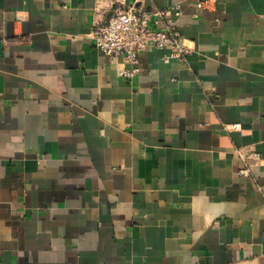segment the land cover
Wrapping results in <instances>:
<instances>
[{
    "label": "crops",
    "instance_id": "0c3cea01",
    "mask_svg": "<svg viewBox=\"0 0 264 264\" xmlns=\"http://www.w3.org/2000/svg\"><path fill=\"white\" fill-rule=\"evenodd\" d=\"M110 2L0 0V264H264V0H117L192 48L132 80Z\"/></svg>",
    "mask_w": 264,
    "mask_h": 264
},
{
    "label": "built area",
    "instance_id": "2783aa9c",
    "mask_svg": "<svg viewBox=\"0 0 264 264\" xmlns=\"http://www.w3.org/2000/svg\"><path fill=\"white\" fill-rule=\"evenodd\" d=\"M102 2L104 0H96L98 9L102 8ZM108 9L109 17L103 23H94L89 38L104 55L124 60L127 67L119 70L122 77L132 80L138 74L139 55L147 48L168 50L163 56L164 61H185L191 52L187 39L176 28L175 21L181 15L178 6L148 11L143 7L125 6L111 0ZM233 128H237V125ZM235 153L243 162L239 173L247 176V162L259 159V154L244 148L235 149Z\"/></svg>",
    "mask_w": 264,
    "mask_h": 264
}]
</instances>
